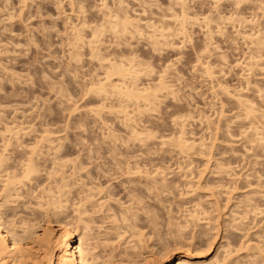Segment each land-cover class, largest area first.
<instances>
[{
	"label": "rangeland",
	"instance_id": "obj_1",
	"mask_svg": "<svg viewBox=\"0 0 264 264\" xmlns=\"http://www.w3.org/2000/svg\"><path fill=\"white\" fill-rule=\"evenodd\" d=\"M120 1L0 0V152H5L7 158L0 167V178L5 179L6 174L14 173L19 176L22 163L30 156L38 168L31 179L16 185L21 197H15V190L9 192L14 199L7 198L5 215L10 214L18 225L20 221L33 224L36 230L45 225L50 230H56L58 224L67 221L73 230L77 219L75 207L83 204L81 207L86 208L88 216L84 213L82 218L88 226L91 225L86 232L88 242L95 246L94 253L100 257L109 259L112 256L111 261H107L111 263L122 248L130 247L125 244L129 242L131 246H149L148 250L151 245L155 251L163 245L175 251L191 250L194 261L216 255L219 264H264V252L261 254L256 248L261 246L264 249V149L260 151V147L256 148V143L249 142L251 137L245 133L249 130L247 127L253 129L256 126L259 127L257 130L254 128L255 131L258 132L259 128V133L264 132V49L257 55L250 53L249 46L253 44L246 35L252 30V36L264 34V13L260 0H251V4L242 2L239 5L243 8H237L233 0H219L218 7L214 3L217 0ZM179 1L183 4L180 5ZM102 2H106L107 8ZM182 9L187 13V23L180 17ZM121 12L138 19L135 22L137 28L135 25L130 28L133 32L138 29L134 49L109 44L95 54H105L106 60L109 57L115 61L120 58L121 61L117 62L124 65L127 64L125 57L135 55L139 61H150L159 72L167 67L169 61H176L177 54H181L179 44L185 43L182 54L187 63L181 61L174 65L175 72L169 77L167 85L175 90L174 93L161 92L149 104L144 103L142 98L143 101H124L118 95L120 100L117 97L113 99L111 95L86 97L92 80L104 77L109 65L101 66L98 59H92V48L81 44V37L78 40L74 34L79 31L90 41L92 25L99 26L104 21L114 25L115 15L120 16ZM235 15L241 16H238L239 20ZM33 17H39V20ZM205 17L217 19L218 23L226 20L235 22L225 24L224 35L212 37L199 23ZM177 18L179 22H176ZM180 18L184 22L182 26ZM241 19L248 22L244 23ZM29 25L32 28L44 27L47 31L30 33ZM163 30L165 33L161 34ZM214 30H217L215 25L212 27ZM185 32L189 41L201 51L206 36L215 40L221 52L214 53L205 63L221 67L222 76L217 74V78L212 80L205 75L204 69L196 63L191 43L186 42L182 35ZM139 33H144L145 37L157 35L162 49L151 51L152 38L140 39ZM36 44H39V49ZM220 55L228 62L227 70L223 69L222 61L217 63ZM139 61L134 65L127 61L129 65H126L140 69L137 75L142 69L144 71L140 77L137 76L135 87L139 90L142 86L145 89L150 87L148 91L152 88L156 94L160 86L159 76L149 75V69ZM70 72H78L79 78ZM222 86H226L229 93L221 90ZM234 92H240L237 96L241 99L254 98L249 103L254 105L253 109L257 108V116L252 113L254 119L251 114L248 119L242 108L236 107ZM98 106L101 108H96ZM124 112L129 115L126 117L128 120L124 119L127 116ZM245 119L247 121H243ZM181 129L185 139L195 142L193 149L183 150L175 144H178ZM243 131L246 142L242 137L245 135ZM34 147L36 150L32 153L31 148ZM221 162L231 167H227L228 170L233 168V173H215V167ZM2 179L0 190L3 189L1 184H4ZM47 191L50 193H44ZM91 195L95 199L92 200ZM50 199L53 202L57 199L62 201V209H55V217L50 214L52 205L49 208V204L45 203ZM122 212L124 217L129 216L125 218L127 221L123 220ZM46 213L52 216L51 225L47 222ZM189 213L198 216L195 220L200 218V221L196 223L197 220H194L193 223L194 216L191 218ZM110 214L116 218H109ZM235 218L240 222L234 221ZM24 224L22 228L26 227ZM183 226L187 228L183 229ZM202 231L204 234H199ZM179 233L178 236L183 235L180 237L182 240L175 235ZM186 242H189L188 245ZM245 244L247 248L243 246Z\"/></svg>",
	"mask_w": 264,
	"mask_h": 264
},
{
	"label": "bare ground",
	"instance_id": "obj_2",
	"mask_svg": "<svg viewBox=\"0 0 264 264\" xmlns=\"http://www.w3.org/2000/svg\"><path fill=\"white\" fill-rule=\"evenodd\" d=\"M104 1V0H103ZM118 1H120V0H118ZM214 1V0H213ZM212 1V2H213ZM216 1V0H215ZM223 0H221L220 2H222ZM227 1V0H226ZM234 1V3L237 5V4H240V3H242V2H245V3H247L246 1H248V2H250V4H251V0H233ZM117 2V1H116ZM180 2V1H179ZM182 2V1H181ZM181 2H180V5H182L181 4ZM217 2H219V0H217L216 2H214V3H216V6L218 7L219 5H217V4H219V3H217ZM232 2V1H231ZM254 2H256V1H254ZM106 3V2H105ZM105 3H103L102 2V4L103 5H105ZM114 3V2H113ZM118 3V2H117ZM125 3V2H124ZM233 3V2H232ZM233 3V5H235ZM120 4H121V1H120ZM255 4V3H254ZM260 8H261V10L263 11H261L262 13H264V2L263 1H261L260 0ZM258 4V5H259ZM102 5V6H103ZM118 5V4H117ZM126 5V4H125ZM241 5V4H240ZM106 6V5H105ZM211 6H213V5H211ZM244 6V5H243ZM83 7V6H82ZM121 7V6H120ZM182 7V6H181ZM234 7V6H233ZM241 8H243L242 6H240ZM252 7V6H251ZM250 7V8H251ZM106 8H107V6H106ZM126 8H127V5H126ZM126 8L125 9H123V8H121V9H123V10H126ZM215 8V6L213 7V9ZM236 8V7H235ZM240 8V9H241ZM245 8H246V5H245ZM118 9V8H117ZM218 9V8H217ZM114 10V9H113ZM181 10V9H180ZM236 10V9H235ZM234 10V11H235ZM239 10V9H238ZM238 10H236V11H238ZM252 10V9H251ZM250 10V11H251ZM254 10V9H253ZM209 11V10H208ZM216 11V10H215ZM214 11V12H215ZM241 11V10H240ZM243 11V10H242ZM241 11V12H242ZM258 11V10H257ZM108 12H109V10H108ZM108 12H106V13H108ZM115 12H117L116 10H115ZM123 12V11H122ZM122 12H121V15L120 16H117L118 14H114L115 15V18H117V17H119V21H117V19H113V21H115V22H113L112 21V24H117V23H119V24H121V26L123 25V23L125 22V21H128L129 22V24L130 25H132V27L131 28H133V26L135 25V24H137V23H135L137 20L136 19H134V18H131L130 16H128V15H126V14H124V15H122ZM129 12V11H128ZM132 12V11H131ZM180 12H182L181 13V15H180V17L183 19V20H188V18H186L187 17V13H186V11L184 10V9H182V11H180ZM179 12V13H180ZM213 12V13H214ZM231 12V11H230ZM241 12H235L234 14H239V13H241ZM260 12V11H259ZM258 12V13H259ZM243 13V12H242ZM105 14V13H104ZM110 14H111V9H110ZM120 14V13H119ZM217 14V13H216ZM230 14V13H229ZM232 14V13H231ZM254 14H255V12H254ZM253 14V15H254ZM211 15H212V13H211ZM223 15V14H222ZM262 16H263V14H261ZM110 15H108V17H109ZM177 16V15H176ZM220 16H221V14H220ZM229 16V15H228ZM239 15H235V17L236 18H238V20H239V17H241V16H239ZM114 17V16H113ZM179 17V16H178ZM219 17V16H218ZM227 17V16H226ZM232 17V16H231ZM234 17V18H235ZM104 18V17H103ZM112 18V17H111ZM180 18V19H181ZM194 18V17H193ZM211 18V17H210ZM221 17H219V19H220ZM228 18V17H227ZM107 19V18H106ZM110 19V18H109ZM176 19V18H175ZM178 19V18H177ZM181 19V20H182ZM189 19H190V16H189ZM197 19V18H196ZM230 19V18H229ZM232 19V18H231ZM243 19V18H242ZM241 19V20H242ZM244 19H246V18H244ZM243 19V20H244ZM105 20V19H104ZM183 20L182 21H180L181 22V25L180 26H182L183 25ZM195 20V19H194ZM213 20H215V19H213ZM235 20H237V19H235ZM241 20H240V22H241ZM242 20V22H244V23H246V21L248 22V20H246V21H243ZM251 20H252V18H251ZM261 20V19H260ZM109 21V20H108ZM215 21H217V19L215 20ZM221 21V20H220ZM226 21H228V20H226ZM231 21H233V20H231ZM103 22V21H102ZM176 22H179V19H178V21H176ZM219 22V21H218ZM217 22V23H218ZM233 22H235V21H233ZM239 22V21H238ZM241 22V23H242ZM249 22H250V18H249ZM252 22V21H251ZM250 22V23H251ZM253 22H255V21H253ZM104 23H105V21H104ZM187 23V22H186ZM222 23V22H221ZM224 23V22H223ZM241 23H237L236 22V24H238V26L239 25H241ZM259 23V22H258ZM154 24V23H153ZM152 23L150 24V25H153ZM230 24V23H229ZM252 25H253V23H251ZM261 24H263V23H261ZM260 24V25H261ZM111 25V24H110ZM185 25V24H184ZM249 25V24H248ZM251 25V26H252ZM255 25V24H254ZM253 25V26H254ZM137 25H135V27H136ZM162 26V25H161ZM232 26H233V24H232ZM262 26V25H261ZM153 27H155L154 25H153ZM152 27V28H153ZM168 27V26H167ZM234 27V26H233ZM241 27H242V25H241ZM246 27V26H245ZM258 27H260V26H258ZM263 27H264V25H263ZM80 28H81V26H80ZM137 28V27H136ZM159 28H160V26H159ZM163 28V27H162ZM177 28V27H176ZM252 28V27H251ZM254 28V27H253ZM135 29V28H134ZM133 29V30H134ZM154 29V28H153ZM152 29V30H153ZM166 29V28H165ZM184 29V28H183ZM244 29V28H243ZM261 29V28H260ZM264 29V28H263ZM76 30H79V28L78 29H76ZM132 30V29H131ZM136 30H138V29H136ZM135 30V32H137ZM159 30V29H158ZM173 30V29H172ZM185 30V29H184ZM240 30V29H239ZM250 30H252V29H250ZM258 30V29H257ZM155 31H156V29H155ZM161 31V30H160ZM159 31V32H160ZM165 30H163V32H161V34H163V33H165L164 32ZM168 31V30H167ZM215 31V30H214ZM79 32V31H78ZM78 32H75V36H76V38L79 40L80 39V35H78ZM133 32V31H132ZM153 32H154V30H153ZM170 32V31H169ZM237 32V31H236ZM252 32H253V30H252ZM251 32V34H246V35H248L249 37H250V39H249V37L247 36V38L250 40V42H252V43H250V44H253V45H250V46H253V48H251L250 46H249V50H250V53H260L261 51H263V49H264V34L263 35H261V36H259L258 34L259 33H257V35H254V36H252L253 35V33ZM77 33V34H76ZM156 33H157V31H156ZM155 33V34H156ZM168 33V32H167ZM237 33H239V32H237ZM243 33V32H242ZM245 33V32H244ZM157 34H159V33H157ZM170 34V33H169ZM255 34V33H254ZM152 34H150V37L152 38V42L153 41H157L158 43H160L159 41H158V39H157V35L155 36L154 34L151 36ZM171 35V34H170ZM207 35H210V34H207ZM224 35V34H223ZM245 35V36H246ZM74 36V37H75ZM149 36V35H148ZM165 36V35H164ZM211 36V35H210ZM222 36V35H221ZM160 37V36H159ZM165 37H167V36H165ZM168 38V37H167ZM229 38V37H228ZM241 38V37H240ZM75 39V38H74ZM162 39H163V35H162ZM210 39H211V37H210ZM233 39V38H232ZM242 39H243V37H242ZM77 40V41H78ZM163 40H165V38L163 39ZM229 40V39H228ZM245 40V39H244ZM167 41V40H166ZM248 41V40H247ZM75 42H76V40H75ZM79 42H80V40H79ZM79 42H77V43H79ZM162 42V41H161ZM232 42V41H231ZM76 44V43H75ZM163 44H164V42H163ZM161 45V44H160ZM218 45V44H217ZM76 46V45H75ZM235 46V45H234ZM248 48V47H247ZM134 49V48H133ZM78 51V50H77ZM76 51V52H77ZM91 51V50H90ZM92 52V51H91ZM99 53V52H98ZM226 53V52H225ZM91 54V53H90ZM93 54V53H92ZM96 54H97V51H96ZM256 54V55H257ZM74 55H76V54H74ZM99 55H101V54H99ZM226 55V54H225ZM261 56V55H260ZM113 57V56H112ZM256 58V57H255ZM118 59H120V58H118ZM117 59V61H121V59L120 60H118ZM251 59H252V56H251ZM114 60V59H113ZM115 61V60H114ZM117 61H115V63H112V64H110L108 67V70H107V72L106 73H104V74H106V75H104V79L106 80V81H110V83H109V85H108V87L110 88L109 90L111 91L112 89H117L118 91H117V94H116V97H117V95L119 96V98L123 95V96H127L128 97V102H129V100H134L133 102H135L136 100H138V101H140L141 99L140 98H142V99H145L146 97H145V94H147L148 95V93H149V91H151V89L148 91V89L150 88H148V89H145V87H143L142 86V90H139V89H137L136 87V84L138 83V82H136V80L138 79V77L137 76H141L140 74H141V72L143 71V69H142V71L139 73V75H137L138 74V70H140V69H138V70H135L134 69V67L135 66H129V67H127L126 65L128 64L129 65V62H125V60H124V62L125 63H127L126 65H124L122 62H117ZM123 61V60H122ZM253 61V60H252ZM256 61V60H255ZM140 62V61H139ZM256 63H257V61H256ZM134 65V64H133ZM106 67V66H105ZM139 67V66H138ZM141 67V66H140ZM137 68V67H136ZM142 68V67H141ZM107 69V68H106ZM146 70H147V68H146ZM104 71H106V70H104ZM144 72V71H143ZM135 73V74H134ZM124 76H127V79H124L123 77ZM112 77H116L117 78V80H113V78ZM93 81V80H92ZM99 81L100 80H98V81H96L97 83H99ZM92 85V84H91ZM158 85V84H157ZM136 86V87H135ZM147 86V85H146ZM151 86V85H150ZM156 86V85H155ZM224 86V85H223ZM222 86V87H223ZM160 87V86H159ZM220 87V86H219ZM140 88V87H139ZM154 88V87H153ZM226 88V86L225 87H223V89H221V90H224L225 92H227V93H229L228 92V90H227V88ZM141 89V88H140ZM155 90L157 89V88H154ZM260 90V89H259ZM146 91H148V92H146ZM238 91V90H237ZM151 93V92H150ZM152 93H153V89H152ZM149 94V95H151V97H152V95H154L153 96V98H155V96H156V94H155V92L153 93V94ZM231 93H233V92H231ZM235 93V92H234ZM240 92H238V94H239ZM236 94V96L238 95L237 94V92L235 93ZM241 94V93H240ZM239 94V95H240ZM242 94H244V93H242ZM148 95V96H149ZM231 95V94H230ZM99 96V95H98ZM232 96H233V94H232ZM234 97V96H233ZM239 97V98H238ZM263 97V96H262ZM104 98V97H103ZM118 98V97H117ZM118 98V99H119ZM157 98V97H156ZM243 98L244 97H242V99H241V97L240 96H237V99L236 98H234V101H236V107H238V106H240V107H238V109L240 108H242V110H243V114H244V112H245V116L248 118L250 115L249 114H251V117H252V119H254L253 117V115H252V113H254L256 110H257V108L254 110L253 109V104H252V106L250 105L251 104V100H252V98H251V100L247 97H245L244 98V100H243ZM245 99H247V100H250V101H247V100H245ZM254 99V98H253ZM120 100V99H119ZM126 100V101H127ZM154 100V99H153ZM263 100V99H262ZM118 101V100H117ZM125 101V100H124ZM132 101H130V102H132ZM138 101H137V103H138ZM141 101H143V100H141ZM144 102V101H143ZM153 102V101H152ZM156 102V101H155ZM155 102H154V104H155ZM235 103V102H234ZM250 103V104H249ZM253 103V102H252ZM119 104H120V102H119ZM149 104V103H148ZM151 104V103H150ZM139 105V104H138ZM153 105V104H152ZM238 105V106H237ZM96 108H101V106H98V107H96ZM95 108V109H96ZM139 108V107H138ZM94 110V109H93ZM92 110V111H93ZM101 111V110H100ZM240 111V110H239ZM96 113H98L97 112V110L95 111ZM242 112V111H241ZM100 113V112H99ZM124 113H126V112H124ZM127 114V113H126ZM255 115H256V112L254 113ZM241 115V114H240ZM249 115V116H248ZM260 115V114H259ZM258 115V116H259ZM129 115L127 114V116H125V118L124 119H127L126 117H128ZM257 116V115H256ZM261 116V115H260ZM263 116V115H262ZM237 117V116H236ZM245 118V117H244ZM130 119V118H129ZM249 119V118H248ZM252 119H251V121H252ZM258 119V118H257ZM128 120V119H127ZM243 121H247L246 119L245 120H243ZM243 121H242V123H243ZM250 120H248V122H249ZM255 121V120H254ZM262 121H264L263 119H262ZM256 122H257V120H256ZM241 123V122H240ZM127 124V123H126ZM253 123H250V125H252ZM260 123H259V121H258V125H259ZM243 125V124H242ZM242 125H240V126H242ZM245 125V124H244ZM243 125V126H244ZM264 125V124H263ZM263 125H261L260 127H262ZM239 126V127H240ZM254 126V125H253ZM256 126V125H255ZM257 127H259V126H256V130H257ZM249 130H246V132L245 133H247V135L248 136H250L251 138H249V142H251L252 143V141H253V144L254 143H256V148H258V147H260L259 149H260V151L262 150V149H264V132L262 133L261 131H260V133H261V135H259L260 133H259V128H258V132L257 131H255V129H254V131H251V130H253V129H250V128H252V127H247ZM244 129H246V128H244ZM262 129H263V127H262ZM182 131H183V129H181ZM264 130V129H263ZM182 131H180L181 133H180V135L178 136L179 137V139H177V141H178V144L177 143H175L176 145H178L179 147H180V149H189V148H194V141L193 140H191V141H189V140H187V139H185V137H183L185 134H184V131L182 132ZM245 131V130H244ZM244 131H243V134H245L244 133ZM250 133H249V132ZM136 132V131H135ZM135 132H133L134 134H136ZM249 133V134H248ZM138 134V133H137ZM148 134V133H147ZM241 134V133H240ZM242 134V135H243ZM42 136H44V135H42ZM149 136V135H148ZM246 136V134L244 135V136H242L243 137V139H245L244 137ZM44 139V138H43ZM252 139V140H251ZM247 141H248V139H247ZM171 142V141H170ZM176 142V141H175ZM245 142H246V139H245ZM248 143V142H247ZM251 143H250V146H251ZM174 144V145H175ZM252 144V147L255 145H253ZM6 146V145H5ZM4 146V147H5ZM35 148V147H34ZM34 148H31L32 149V153L33 152H35V150H36V148L34 149ZM192 148V149H193ZM4 151H5V149H6V147H5V149L4 148H2ZM1 149V150H2ZM34 150V151H33ZM182 151V150H181ZM263 151V150H262ZM3 152V151H2ZM2 152H0L1 154V156H0V167L3 165V163H4V161L6 162V156L4 155L5 154V152H4V154L2 153ZM30 152V151H29ZM184 152V151H183ZM7 153V152H6ZM31 155V154H30ZM9 156V155H8ZM34 157V156H33ZM36 160V159H35ZM21 162V161H20ZM257 162V161H256ZM55 163V162H54ZM217 163V162H216ZM222 163V162H221ZM219 164V163H218ZM217 164V167H215V168H217V169H215V173H221V172H225L227 175L229 174L228 172L229 171H231L232 173H233V168H232V170H228V168H231V167H228L227 165L225 166V165H223V163L222 164H219L218 165ZM21 165V164H20ZM19 165V166H20ZM61 165V164H60ZM5 166V165H4ZM39 166V165H38ZM62 166V165H61ZM40 168H41V166H39ZM228 167V168H227ZM40 168H39V170H40ZM58 169V168H57ZM0 170H1V168H0ZM37 170H38V168L36 167V165H35V163L33 162V159H32V157L30 156L29 158H27V160L24 162V163H22V168H21V170H20V174H19V176H17L13 171V173L15 174H9V175H7L6 174V176L7 177H5V179L3 180L2 178H0V180L2 179L3 181H4V184H1V185H3L2 186V188L3 189H1L0 191H1V193H0V264H216V263H218V262H220V260L218 261V259L216 258V255H213V256H211L209 259H207V258H205V259H202V260H196V261H194L193 260V254L189 251V250H183V251H175L174 249L172 250L171 248H167L166 246H164L163 245V248H161L160 250H157V251H155L154 250V247L153 246H151L150 245V249L148 250V248H149V246H147V247H143V248H145V251H143V248L142 247H140V245H139V247H137V246H131V244H129V242H125V244L127 245V243H128V245H130V247H128V246H125L124 248H122V250L118 253V257H114L115 259H113L114 261H113V263H111V262H107V261H109L110 260V258H113L112 256H110V258L108 259V257H107V259H106V257H105V259H104V257H100L98 254H96V253H94V250H96L95 249V246H91V244H90V242H88L89 241V236L87 235V229L91 226V225H87V222L82 218V214H86L87 213V211H86V208H83V207H81V205L83 206V204H80L79 202V204L80 205H76V207H75V211L77 212L76 214V218L77 219H75L76 220V226H75V228H73V230H71L70 229V225L68 226V224H67V222H64V221H62V222H64V223H60L59 222V220H58V222L60 223V224H58V227H56L57 229L55 230L54 228H52L51 230L48 228V227H46V225H45V227L43 226L41 229H39L40 227H37L36 225V227L39 229V230H36V228L33 226L32 227V225L31 224H26V227L24 226L23 228L21 227V226H23V224L24 223H21L22 221H20V225H18L14 220H13V217L11 218L9 215L10 214H7V215H5V206H7V198L10 196V198H11V194L9 193L10 191H16V193L14 194L15 195V197H18L19 195H18V193H17V187L19 186L18 184L20 183V185H22L21 183H22V181L24 180V181H26V180H29V179H31V176H33L34 175V173L35 172H37ZM209 170V169H208ZM217 170V171H216ZM55 171V170H54ZM214 170L212 169V172H213ZM49 172H51V171H49ZM8 173V172H7ZM214 173V172H213ZM37 174V173H36ZM35 174V175H36ZM52 174V173H51ZM50 174V175H51ZM224 174V173H223ZM2 175V174H1ZM49 175V176H50ZM46 177V176H45ZM148 177V176H147ZM149 177H151V176H149ZM261 177V176H260ZM152 179H153V177H152ZM149 180V179H148ZM153 181V180H152ZM2 182V181H1ZM155 182V181H154ZM164 183V182H163ZM16 185H18V186H16ZM22 187V186H21ZM20 188V187H19ZM13 189V190H12ZM233 189H234V187H233ZM19 190V189H18ZM31 191V190H30ZM46 191V190H45ZM59 191H60V189H59ZM90 191V190H89ZM5 192H8V194H6ZM33 192V191H32ZM2 193L4 194V196L2 195ZM44 193H50V192H44ZM92 193V192H91ZM13 194V193H12ZM16 194H17V196H16ZM48 195V194H47ZM44 196H45V194H44ZM86 196H88V194L86 195ZM13 197V196H12ZM19 197H21V196H19ZM59 197V196H58ZM57 197V198H58ZM89 197V199H90V196H88ZM49 198V197H48ZM50 198H51V196H50ZM83 198V197H82ZM86 198V197H85ZM91 198H92V195H91ZM245 198V197H244ZM247 198V197H246ZM11 199H14V198H11ZM93 199H95V198H92V200ZM8 200H9V198H8ZM46 200V199H45ZM48 200V199H47ZM54 200V199H53ZM61 200V199H60ZM86 200V199H85ZM107 200V199H106ZM11 202L13 201V200H10ZM80 201V200H79ZM90 201V200H89ZM96 201V200H95ZM98 201H100V200H98ZM85 202V201H84ZM45 203H47V204H49V208H50V206L52 205V210L51 209H48V207H46V206H44L45 208H47V210H51L50 211V214L53 216V217H55V216H57V210L59 209V208H61L62 207V201H60L59 202V200L57 199V202H53L52 201V199H50V201L49 202H45ZM83 203V202H82ZM87 203V202H86ZM99 204H100V202H98ZM104 203V202H103ZM239 203V202H238ZM74 204V203H73ZM199 205V204H198ZM102 206V205H101ZM237 206V205H236ZM238 206H239V204H238ZM83 208V209H81V208ZM202 208V207H201ZM55 209H57V210H55ZM62 209V208H61ZM109 209V208H108ZM125 209V208H124ZM200 209V208H199ZM127 210V209H126ZM236 210V209H235ZM44 211H45V209H44ZM74 211V212H75ZM106 211H107V209H106ZM112 211V210H111ZM131 211V210H130ZM195 211H196V209H195ZM203 211H205L204 209H203ZM110 212V211H109ZM108 212V213H109ZM128 212V211H127ZM58 213H60L59 211H58ZM123 214H122V216L124 215V212H122ZM128 213H130V212H128ZM132 214H133V212H131ZM130 213V214H131ZM196 212H194V214H195ZM200 213H202V212H200ZM199 213V214H200ZM204 213V212H203ZM202 213V214H203ZM231 213H234V212H231ZM14 214V213H13ZM50 214L48 213H46V219L48 218V220H47V222H48V224H50L49 222L51 221L50 220V218H52V216H50ZM125 214H126V212H125ZM193 214V216H191L192 214H190L189 213V215L191 216V218H192V222L195 220V218L196 217H198V216H195ZM202 214H200V215H202ZM236 214L237 213H235V216H236ZM87 216H88V214H86ZM113 216H111V214L109 215V218L110 217H115V215L114 214H112ZM121 215V214H120ZM134 215V214H133ZM207 214H205V216H206ZM11 216H12V214H11ZM87 216H86V218H87ZM127 216H128V214H127ZM131 216V215H130ZM204 216V215H203ZM202 216V217H203ZM232 216V215H231ZM238 216V215H237ZM244 216V215H243ZM63 217V216H62ZM84 217V216H83ZM124 217V216H123ZM207 217V216H206ZM233 217V216H232ZM232 217H231V219H232ZM239 217V216H238ZM241 218H242V215L240 216ZM59 218V217H58ZM57 218V219H58ZM67 218V217H66ZM90 217H88V219H89ZM108 218V217H107ZM116 218V217H115ZM125 218H127V217H124V219L123 220H126ZM128 218H129V216H128ZM127 218V219H128ZM190 218V219H191ZM213 218V217H212ZM44 219V218H43ZM55 219V218H54ZM63 219V218H62ZM87 219V220H88ZM92 219V218H91ZM200 219V218H199ZM198 218L196 219L197 220V222L196 223H198L200 220H199ZM207 219H208V217H207ZM236 219V220H235ZM234 219V221H238L237 220V218H235ZM243 219V218H242ZM111 220V219H110ZM195 220V221H196ZM202 220V219H201ZM204 220V219H203ZM206 220V219H205ZM204 220V221H205ZM241 220V219H240ZM92 221V220H91ZM127 221V220H126ZM194 221V222H195ZM209 221V220H208ZM232 222H233V220H231ZM46 222V223H47ZM57 222V221H56ZM72 222H74V221H72ZM113 222H114V220H113ZM186 222V221H185ZM190 222V221H189ZM193 222V223H194ZM207 222V221H206ZM238 222H240V221H238ZM71 223V222H70ZM88 223H90V221L88 222ZM124 223V222H123ZM187 223V225L189 226V223L188 222H186ZM185 223V224H186ZM209 223V222H208ZM22 224V225H21ZM24 224V225H25ZM192 224V223H191ZM232 223H230V225H231ZM28 225V226H27ZM31 225V226H30ZM51 225V224H50ZM204 226H205V223L203 224ZM208 225V224H207ZM227 225V224H226ZM235 225H236V223H235ZM39 226V225H38ZM234 226V225H233ZM180 227V226H179ZM178 227V228H179ZM184 227V226H183ZM35 228V229H34ZM185 228H187V227H184L183 229H185ZM17 229H19V230H21L20 232L19 231H17ZM47 229H49V230H47ZM181 229V228H180ZM183 229H181V230H183ZM209 229V228H208ZM88 230H90V229H88ZM92 230V229H91ZM200 230H203V229H200ZM50 231V232H49ZM178 231V230H177ZM176 231V233H178ZM183 232V231H182ZM197 232V231H196ZM200 232V231H199ZM89 233V232H88ZM198 233V232H197ZM91 234V233H90ZM199 234H204L203 233V231L201 232V233H199ZM206 234V233H205ZM210 234V233H209ZM175 235H180V233L179 234H175ZM193 235V234H192ZM194 235H196V234H194ZM208 235V234H207ZM211 235V234H210ZM88 236V237H87ZM183 236V235H182ZM182 236H178L179 237V239H180V237H182ZM199 236V235H198ZM202 236V235H201ZM205 237V236H204ZM213 237V236H212ZM176 238V237H175ZM197 238H199V237H197ZM215 238V237H214ZM97 239V238H96ZM177 239V238H176ZM94 240V239H93ZM180 240H182V239H180ZM91 241V240H90ZM105 241V240H104ZM147 241V240H146ZM179 241V240H178ZM177 241V242H178ZM203 241V240H202ZM207 241V240H206ZM212 241V240H211ZM95 242V241H94ZM105 242H107V240L105 241ZM136 242H138V241H136ZM174 242V241H173ZM181 241H179V243H180ZM165 243V242H164ZM182 243V242H181ZM183 243L185 244V239H183ZM187 243V245H188V243L189 242H186ZM247 243V242H246ZM249 243V242H248ZM145 244V243H144ZM250 244V243H249ZM94 245V244H93ZM96 245V244H95ZM106 245V244H105ZM178 245V244H177ZM180 245H183V244H180ZM190 245V244H189ZM208 245V244H207ZM227 245V244H226ZM98 246V245H97ZM186 246V245H185ZM243 246H245L246 248H247V246H246V244L245 245H243ZM250 246V245H249ZM257 246V245H256ZM101 247V246H100ZM182 247V246H181ZM97 248V247H96ZM146 248H147V250L148 251H146ZM151 248H152V250H151ZM185 248H187V247H185ZM251 248V247H250ZM254 248V247H253ZM256 248H258V252H260L261 254L264 252V249L263 248H261V246L260 247H256ZM260 249V250H259ZM261 250H262V252H261ZM196 251V250H195ZM100 253V252H99ZM264 254V253H263ZM101 255V254H100ZM111 255V254H110ZM203 256H201V258H202ZM100 258H103V259H100ZM116 258H118L117 260H116ZM196 258H199V257H196ZM204 258V257H203ZM225 259L226 258H224V261H225ZM111 261V260H110ZM237 262V261H236ZM225 263V262H224ZM224 263H222V264H224ZM219 264V263H218ZM227 264V263H226Z\"/></svg>",
	"mask_w": 264,
	"mask_h": 264
},
{
	"label": "snow or ice",
	"instance_id": "obj_3",
	"mask_svg": "<svg viewBox=\"0 0 264 264\" xmlns=\"http://www.w3.org/2000/svg\"><path fill=\"white\" fill-rule=\"evenodd\" d=\"M237 8L240 7L239 4L236 5ZM34 20H39V17H33ZM117 21H119V17L116 18ZM223 20V18H221ZM185 22H187L185 20ZM231 20H228L224 23H218L213 20L210 19L209 17H205L202 21H199V23L201 24V27L204 28V31L206 33H209L212 37L218 36V35H223L224 34V29H225V24L226 23H231ZM213 25L216 26V31H212V27ZM206 26V27H205ZM30 28V33L31 31H36V32H46L47 29L44 27H40L37 26L36 28H32L31 25H29ZM131 25L129 24L128 21H125L123 23V25L121 26V24L117 23L115 25H109L107 22L97 26V25H92L91 26V32L89 33V35L91 36V40L89 41L87 39L86 36L83 35V33H79L78 35H80L81 39H80V43L84 44L87 47H91L93 50V56L92 59L94 60H99L101 63V66L104 65H110L112 63H115V61H113L111 59V57H109L107 60L105 59V54H101L99 56H97L95 53L97 50H99L100 48H103L109 44H111L112 47H119V48H125V47H133L134 48V42L137 39V33L130 31ZM140 39H149L151 37H145L144 33H139L138 34ZM184 36V39L186 42L191 43V46L193 48V50L196 53V63L198 66H201L204 71H205V75L212 79L215 80L217 78V74L218 75H223V72L221 71V67H213L211 63H205V61L209 60L214 53H220L221 52V48L216 45L215 40H209L208 37H205V46L203 47V51H201L194 42L189 41L188 39V34L185 32L182 34ZM129 37H131V39H129ZM37 47V49H39V44L35 45ZM185 43H180L179 44V48L181 50V54H177V59L176 61H169L167 64V67H163L162 70H160L159 72L157 71L156 68L153 67V65L151 64V62H147L144 63L143 61H140L141 65L144 67H147L149 69V75L151 76H159V85L160 87L156 90V95L159 96L161 92H168V93H174V89L167 87L168 83H169V77L172 76V74L175 72V64H178L179 62L183 61L185 63H187V60L185 59V56L182 54L184 49H185ZM162 45H160L157 41H153V46H151V51L153 52H159L162 49ZM171 47V46H169ZM162 54V52H161ZM125 62L127 61H131L132 64H136L139 61V57L132 55L129 57H125L124 58ZM222 61V67L224 70L228 69V62L227 60L224 58L223 55H220L218 58L217 63L219 64V62ZM237 68L240 67L239 64L236 65ZM196 69H193V71H195ZM71 75H74L77 79L79 78V73H71ZM95 75V74H93ZM124 79H127V76L123 77ZM174 79V76H173ZM110 81H106L104 79V77L100 78L99 83H97L95 80L92 81V87L88 88L87 93L85 94L86 97L87 96H96L99 95L101 98H103L106 95H111L113 97V99L116 98V94H117V89H112L111 91H109V85ZM77 88H79V85H77ZM262 96H264V94H262ZM145 99H144V103H149L153 97L148 96L147 94H145ZM122 100H126L128 99L127 96H121Z\"/></svg>",
	"mask_w": 264,
	"mask_h": 264
}]
</instances>
